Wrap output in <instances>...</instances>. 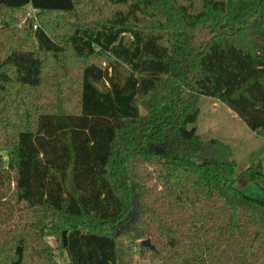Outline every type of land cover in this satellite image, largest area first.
<instances>
[{"label": "trees", "instance_id": "1", "mask_svg": "<svg viewBox=\"0 0 264 264\" xmlns=\"http://www.w3.org/2000/svg\"><path fill=\"white\" fill-rule=\"evenodd\" d=\"M201 97L264 139V0H0V264H56L48 238L68 264H264V173L200 140Z\"/></svg>", "mask_w": 264, "mask_h": 264}, {"label": "rangeland", "instance_id": "2", "mask_svg": "<svg viewBox=\"0 0 264 264\" xmlns=\"http://www.w3.org/2000/svg\"><path fill=\"white\" fill-rule=\"evenodd\" d=\"M86 9L83 7L81 11L77 12L76 16H57L54 20L55 24L63 27H54L55 33L61 35L63 30L67 28V25H73L75 22H80V18L83 11ZM16 21H14V28L21 30L25 26L31 27V31H34V26L37 30L40 28L39 14L30 7H27L22 14H17ZM55 18V17H54ZM88 22H93L95 18H86ZM83 21V20H82ZM63 28V30H62ZM207 38L206 31H198L195 35V43H199ZM68 62H70L68 60ZM66 63L68 66V74L71 77H77L79 74V69L83 64L95 63L100 67H104L106 64V59L99 58H89L85 60H71V63ZM54 85L50 77L47 78ZM76 103V99L72 98V104ZM199 116L195 124L196 134L201 141L216 140L225 145H227L232 154V160L236 164V174L240 175L249 167L260 166L262 172L264 173V139L250 132L246 126L223 104L220 102L207 98L201 97L199 100ZM1 136V135H0ZM3 137H0V144L3 145ZM3 142V143H2ZM0 146V147H1ZM244 192L250 196L256 197L259 193V187L254 183H247L244 188ZM47 244L53 249L55 253L56 264H68V260L65 253L60 252L58 249L59 242L53 238L46 239ZM132 246V261L133 264H158L157 261L152 260L147 256H141L137 245Z\"/></svg>", "mask_w": 264, "mask_h": 264}, {"label": "water", "instance_id": "3", "mask_svg": "<svg viewBox=\"0 0 264 264\" xmlns=\"http://www.w3.org/2000/svg\"><path fill=\"white\" fill-rule=\"evenodd\" d=\"M128 40V38H126V41ZM142 246H149V242L148 241H143L141 243Z\"/></svg>", "mask_w": 264, "mask_h": 264}, {"label": "built area", "instance_id": "4", "mask_svg": "<svg viewBox=\"0 0 264 264\" xmlns=\"http://www.w3.org/2000/svg\"><path fill=\"white\" fill-rule=\"evenodd\" d=\"M33 28H34V30H36V28H37V27H36V26H34Z\"/></svg>", "mask_w": 264, "mask_h": 264}]
</instances>
